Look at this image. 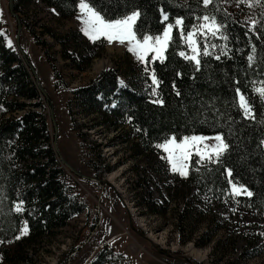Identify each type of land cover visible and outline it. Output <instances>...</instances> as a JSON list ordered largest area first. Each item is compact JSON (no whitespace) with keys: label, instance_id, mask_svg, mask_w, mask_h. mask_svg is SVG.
<instances>
[{"label":"trees","instance_id":"1","mask_svg":"<svg viewBox=\"0 0 264 264\" xmlns=\"http://www.w3.org/2000/svg\"><path fill=\"white\" fill-rule=\"evenodd\" d=\"M40 1L68 18L77 11L80 0ZM251 3L215 0L206 7L202 0H92L111 19L139 11V32L152 36L177 17L184 21L185 35L205 15L215 16L224 27L216 36H197L200 52L206 47L211 53L199 56V70L194 61L179 55L186 53L187 44L174 28L163 62L152 61L149 55L145 62L129 68L126 75L131 77L124 86L118 85L114 71L103 70L89 83L71 88V100L79 113L99 114L102 125L127 126L130 137L144 151L160 157L163 152L157 145L171 136L221 134L229 149L218 161L197 171L191 163L187 178L199 190L216 196L233 183L243 186L253 195L240 193L235 196L237 202L264 211V100L254 91L264 87V0ZM161 13L168 15L167 21L161 19ZM253 20L261 22L255 29L251 28ZM5 28L0 20V264H19L24 261L19 253L28 252L46 234L53 235L86 207L52 147L48 111L32 74L19 53L4 42ZM253 45L256 61L249 65ZM92 46L103 47L96 42ZM47 61L58 84L60 73ZM153 72L160 82L158 88L152 82ZM237 88L249 98L255 119L243 116ZM157 99L163 103H154ZM71 100L67 107L72 129L81 148L89 151L92 145L85 140L83 124L73 118ZM227 170L232 171L231 178ZM21 200L24 211L17 213L14 207ZM25 225L28 232L22 235ZM85 264L135 262L110 243H103Z\"/></svg>","mask_w":264,"mask_h":264},{"label":"rangeland","instance_id":"2","mask_svg":"<svg viewBox=\"0 0 264 264\" xmlns=\"http://www.w3.org/2000/svg\"><path fill=\"white\" fill-rule=\"evenodd\" d=\"M79 2L77 11L63 18L40 0H13L14 17L8 0H0V20L8 28L2 34L4 42L21 54L15 40L19 20V45L47 93L50 106L42 96L46 111L53 109L58 161L61 156L84 175L61 163L86 209L53 235L43 236L28 252L19 253L24 258L19 264H85L103 243H110L135 264H264V211L238 203L232 184L217 196L199 190L187 175L172 171L163 149L162 157L144 151L127 126L109 128L102 125L99 114L79 113L71 88L89 83L107 69L115 72L119 86L127 85L129 68L141 62L127 42L109 43L104 37L93 41L85 35L78 19ZM177 19L166 22L164 29ZM94 42L103 47L92 46ZM185 54L193 55L188 44ZM48 59L60 73L58 84ZM68 100L74 120L83 124L85 140L92 145L89 151L81 148L72 129ZM50 125L52 129L51 121ZM217 135L221 134L177 138H208L189 149L191 155L183 161L187 173L191 163L197 171L210 162L200 159L196 147L203 151L205 145L216 144ZM42 247L46 251L41 252Z\"/></svg>","mask_w":264,"mask_h":264},{"label":"snow or ice","instance_id":"3","mask_svg":"<svg viewBox=\"0 0 264 264\" xmlns=\"http://www.w3.org/2000/svg\"><path fill=\"white\" fill-rule=\"evenodd\" d=\"M243 3L245 0H239ZM258 4L261 0H255ZM215 0H203L204 6H209L214 4ZM249 6H252L251 0H249ZM79 8L81 15L78 19L81 20L83 27L82 31L85 35L89 36L93 41L104 37L109 43L119 42L124 44L127 42L128 50L136 54L137 58L141 62H145L148 56V53H154L151 57L152 61L160 60L163 62L165 59L164 53L167 50V47L170 42H172V32L174 28H177L181 35L184 36L185 43L191 48L193 55H186L185 52H180L179 55L184 57L187 60L194 61L197 65V70H199L200 59L199 56L210 55L207 48H204L203 53L200 52L199 44L197 41V36H207L211 34L216 36L217 33L221 32L223 25L217 23L215 16L209 17L207 15L201 17L203 21L200 25L196 26L192 31H188L185 35L184 33V21L182 18L177 19L175 24L169 23L166 25L164 31L160 35L152 36L149 34L140 33L137 27V21L141 16L139 11H132L130 14L123 16L118 19L107 18L106 13L98 11L95 6L92 4V0H80ZM163 20H168V15L164 14ZM261 22L259 20L251 21V28L255 29L258 24ZM207 30V31H205ZM222 39H227L226 36H222ZM11 44V41H9ZM213 48L216 45H212ZM252 54L248 56L249 65H252L256 61V47L253 45L251 49ZM216 59H220L219 56ZM147 71V69H146ZM152 82L156 87H159V81L156 78L155 72L151 74ZM123 83V82H121ZM254 91L259 95V97L264 100V87H257ZM237 95L239 97L238 106L243 112L245 118L255 119V114L253 112L252 106L250 104L249 98L246 97L244 93L240 91L239 88L236 89ZM156 88H153V95H156ZM179 95V93H177ZM154 103L162 104V99H157ZM206 137H183L181 140L177 141L175 136L169 138L165 143L157 145V147L163 149L169 155L166 157L172 165V171L179 172L180 175L186 176L188 173L185 171L186 165L183 163L184 160L188 159L191 155L189 151L193 146L199 145L201 142L206 140ZM216 144L205 145L204 150L202 151L199 147H196V153L200 156L201 160L207 159L210 162L218 161L219 158L229 149V144L225 142V138L222 135H217L214 137ZM264 144V141L261 142ZM211 149L209 152L208 149ZM173 155H175V160H173ZM176 161H179L180 164L177 166ZM227 175L231 178L232 171L227 170ZM231 182V181H230ZM234 194H240L244 192L246 195L251 197L253 193L247 191L246 188L240 186L239 188L235 183L232 184ZM14 210L19 213L24 211L23 201L21 200L18 204L15 205ZM28 232L27 225L23 229L22 235H26ZM20 237L18 236L17 239Z\"/></svg>","mask_w":264,"mask_h":264},{"label":"water","instance_id":"4","mask_svg":"<svg viewBox=\"0 0 264 264\" xmlns=\"http://www.w3.org/2000/svg\"><path fill=\"white\" fill-rule=\"evenodd\" d=\"M8 6H9V10L11 12V14L14 15V17L16 16L14 14V12H12V8H13V0H8ZM17 19V18H16ZM17 33H16V37H15V40H16V45L18 47V50L21 52V57L24 64L27 66V68L29 69L30 73L32 74V77L34 78V81L41 93V95L45 98L48 106H50L49 104V100H48V96H47V93L46 91L43 89L41 83L39 82V79H38V76L36 74V71L35 69L33 68L32 64L30 63V61L27 59V57L25 56V53L23 52L22 48L20 47L19 45V33H20V29H21V26H20V23H19V20H17ZM48 115H49V118H50V121L52 123V126H53V130H54V135H53V144H54V151L56 152V154H59L58 150H57V146H56V138H57V125L55 123V116H54V113H53V109L51 107H48ZM59 160L61 161L62 164H64L68 170L70 171H73L75 174L79 175V176H84L82 173H79L78 171H76L68 162H66L65 160H63V158L60 156L59 157Z\"/></svg>","mask_w":264,"mask_h":264}]
</instances>
